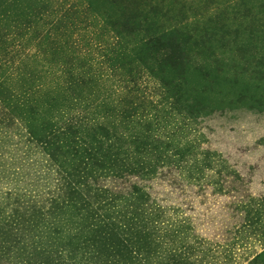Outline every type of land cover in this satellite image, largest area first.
Here are the masks:
<instances>
[{"label":"trees","instance_id":"obj_1","mask_svg":"<svg viewBox=\"0 0 264 264\" xmlns=\"http://www.w3.org/2000/svg\"><path fill=\"white\" fill-rule=\"evenodd\" d=\"M85 2L97 40L108 36L97 64L93 53L74 57L71 17L52 34L35 27L53 13L44 4L11 18V40L0 27V264H220L189 215L147 182L166 167L197 180L222 172L218 153L191 134L217 109L207 97L219 92L220 67L192 58L231 32L216 13L209 24L175 23L167 0ZM250 60L244 70L264 81V54ZM143 74L159 81L160 99L144 96ZM262 210L245 208L248 226ZM251 264H264V249Z\"/></svg>","mask_w":264,"mask_h":264},{"label":"rangeland","instance_id":"obj_2","mask_svg":"<svg viewBox=\"0 0 264 264\" xmlns=\"http://www.w3.org/2000/svg\"><path fill=\"white\" fill-rule=\"evenodd\" d=\"M167 2L175 23L185 18L190 22L198 20L201 24H209V17L216 13L224 30L231 32L226 34L231 38L228 44L222 46L223 35L219 32L209 46L201 47L200 53L192 58L204 62L209 70L220 67V71H216L220 79L219 92H212L207 97L210 106L217 109L198 118L191 134L202 149L218 153L223 170L215 174L208 170L207 177L197 180L188 178L178 168L166 167L147 185L162 203L180 206L189 215L197 232L214 244V257L220 264L227 261L225 253L232 255L230 264H251L255 254L264 249V211L250 226L245 217L246 207L251 208L250 215H254V209L264 203V81L256 80L255 74L245 71L244 66L247 60L264 54V0ZM41 4L53 13L46 12L44 20L36 21L35 27L52 34L58 21L62 24L65 20L68 24L74 20V57L93 53L95 59L92 62L97 64L101 57L95 45L98 40L104 43L108 36L102 34L97 40L96 31L100 32L101 26L97 17L86 9L85 0H0V27L8 29L10 40L11 25L14 24L11 18ZM180 7L184 9L182 16L178 15ZM65 10L69 11L66 16ZM17 27H13L14 32ZM28 42L27 36L20 41ZM99 65V70L106 76L109 72L104 69L106 63L99 62ZM142 77L139 84L144 96L160 99L159 81L148 74ZM113 78L106 77L101 84L109 86L114 82ZM190 79L192 85L201 81L194 71L190 73ZM228 170L233 172L229 174Z\"/></svg>","mask_w":264,"mask_h":264}]
</instances>
